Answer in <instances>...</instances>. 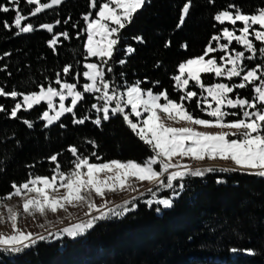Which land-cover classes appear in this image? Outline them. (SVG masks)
Segmentation results:
<instances>
[{
  "label": "trees",
  "instance_id": "16d2710c",
  "mask_svg": "<svg viewBox=\"0 0 264 264\" xmlns=\"http://www.w3.org/2000/svg\"><path fill=\"white\" fill-rule=\"evenodd\" d=\"M186 2L147 0L134 14L132 22L121 30V40L109 61L113 72L107 73L105 69V79L115 81L117 89H126L140 81L143 89L151 88L154 93L167 90L169 97L179 102L183 91L172 79L179 75V64L203 55L211 38L221 28L230 26L220 25L214 16L229 5L238 6L245 14L264 9V0H215L214 3L192 0L189 14L178 28ZM0 3L7 5V0ZM35 7L20 0L21 14L28 17L22 26L32 23L38 30L19 35L15 27L11 31L4 27L5 20L10 25L14 23L15 12L0 13V88L5 92L15 90L27 94L39 91L42 84L58 87L54 85L57 73L62 74V80L77 83L73 76L86 71L84 64L98 62L89 59L85 50L86 24L82 16L89 11L94 15L90 0H62L61 5L31 16ZM57 20L61 21L59 25ZM43 24L54 25L53 33L39 27ZM62 32H67L69 38L61 36L53 51L48 41L53 34ZM137 36H142L145 43L132 39ZM168 41L170 46L165 47ZM127 45L136 49L130 56L124 52ZM260 47L256 43V48ZM122 59L127 63L119 64ZM257 61L261 59L248 61V67H255ZM68 65L73 67L65 76L62 69ZM78 79L81 85L87 83L82 75ZM202 80L207 85L232 82L214 74H203ZM193 84L189 89L199 93L200 89ZM237 92L248 99L254 94L251 86ZM84 97L74 110L77 118L87 114L95 119L96 112L91 105L98 104L96 95L84 93ZM21 100V96L16 100L0 97V105L7 109L0 112V198L13 192V183L20 185L30 175L51 178L55 165L49 158L54 154H59L61 171L69 172L75 159L68 151L69 146L77 147L78 154L94 163L113 160L143 163L152 155L149 146L139 140L119 114L102 121L100 127L91 120L74 124L72 114H67L45 128V121L40 119L45 105L19 111L20 119L8 115ZM185 104L194 116L211 119L195 107V101ZM25 119L33 122L32 128L23 123ZM60 123L65 127L61 128ZM89 141H94L96 147ZM92 152L100 159L92 156ZM183 183L185 187L171 209L156 204L149 208L143 201L150 197L135 200L134 211L98 222L83 237L75 240L51 237L18 254L0 251V264H219L216 259L233 262L232 248L256 252L249 256L243 253L233 264H264V177L214 171L202 177H187ZM171 194L166 190L159 196L167 198ZM157 207H161V212L155 211Z\"/></svg>",
  "mask_w": 264,
  "mask_h": 264
},
{
  "label": "snow or ice",
  "instance_id": "6c2138e0",
  "mask_svg": "<svg viewBox=\"0 0 264 264\" xmlns=\"http://www.w3.org/2000/svg\"><path fill=\"white\" fill-rule=\"evenodd\" d=\"M214 2L215 0H209V3ZM26 3L27 5H36L30 13L31 16H36L45 9H53L54 6L61 5L62 0H50V2L26 0ZM146 3L147 0H99V3L98 0H90V8L95 10V13L93 15V12L89 11L82 16L86 24V28L83 29L86 33L85 50L88 57L100 58V63H86L83 67L87 71L76 73L73 76L77 83H79L78 78L81 75L90 82L83 83L82 92L76 90L77 83L62 80L61 73L56 74L54 81V85L60 86L59 90L52 84L48 86L42 84L39 86V91L27 94L18 93L15 90L5 92L3 88H0V97L10 96L13 100H16L18 96L22 97V100L17 101L8 113L13 119H20L17 115L19 111H28L34 105L41 104L42 101L46 102L48 109L43 111L40 116L41 120L46 121L45 128L59 121L65 113L72 114L74 124L82 125L86 120H91L97 127L101 126L102 121L110 120V113L113 117L119 114L132 132L149 146L152 152V155L143 163L116 160L94 163L89 162L88 157L78 154L77 147L69 146L68 151L75 157L71 161L74 167L69 172L61 171V165L57 159L59 154L52 155L49 162L55 165L53 169L55 174L51 178L30 175L29 179L20 185L13 183L11 185L13 192L3 197V200L11 199L13 196L20 197L23 201V211L29 216H34L36 213L46 215L47 212L55 214L60 210L67 211L68 206H86L88 211L85 216L88 219L71 224L57 233H49L47 237L44 235L34 236L32 233L19 230L18 214L8 208V219L15 234L7 237L0 235V251L22 253L39 241H47L49 237H55V239L67 237L75 240L87 235L100 221L123 217L129 211L135 210L136 205L132 201L138 197H133L132 200L114 207H109L107 200H104L102 206L96 205L93 197L103 199L107 193L125 190L138 191L134 187L133 181H147L155 185V190L148 189L151 198L143 201L149 208H152L153 204L160 205L163 209L173 208L175 199L180 196L185 187L182 182L185 176L202 177L208 172L215 171L213 168L192 169L190 165L181 162L184 158L195 161H203L205 158L231 160L242 171L255 170L247 171L246 174L264 177V64H257L255 67L249 68L246 63L253 61L257 53L264 56V46L257 49L254 44V41H258L264 45V9L253 14H245L238 6L229 5L228 9H235L234 12L225 9L214 16L215 21L220 25H224L225 21H228L233 27L231 29L221 28L219 33L211 38L203 55L179 64V75L172 77L177 82L176 87L183 90V94L180 95L179 102H177L169 97L167 90L154 93L151 88L143 89L140 86V81L127 86L125 91L118 92L115 81L105 79V69L107 73L113 72L109 61L112 59L114 46L121 40V30L132 22L134 14ZM191 6L192 0H187L183 5L178 28L184 24ZM10 11L15 12L14 23L10 25L5 20L4 27L6 29L11 31L15 27L18 30L17 35L38 30L32 23L22 26V21L28 17L21 14L20 0H7V5L0 3V13ZM237 22H241L243 27L237 28ZM60 23V20L56 21L57 25ZM255 25H258L259 28L253 27ZM39 27L53 33L54 25L52 24H43ZM237 32L240 35H236ZM61 36L64 39L69 38L67 32L55 33L48 41V45L53 48V51H55V46ZM97 37L99 39H96ZM132 39L139 44L145 43L142 36ZM222 39L228 43H220ZM213 41L216 42L215 47ZM233 41L243 50L230 49L229 46ZM170 43V41L166 42L165 47H169ZM183 47L186 48L187 45H183ZM217 50L224 53L219 57V63L215 56L205 59V56H209L210 53ZM135 51L136 49L131 45L124 48V52L128 56ZM5 55L9 54L5 53ZM125 63H127L126 59L119 61L121 65ZM72 67V65L65 66L62 69L63 75H69ZM185 73H187L186 76ZM201 73H214L215 77H225L227 81H233L234 77H238L239 82H216L207 85L202 82ZM190 80L194 81V88L200 89L199 93L187 87ZM257 81L258 83H256ZM155 83L159 84V81ZM249 85L252 86L251 91L254 93L251 99L242 98L239 93L235 94V98L230 95L237 88L245 89ZM84 93H100L95 99L103 100L102 104L93 103L91 105L96 112L95 119L87 114L77 118V113L74 111L78 102L85 99ZM55 97H59L58 105L54 104ZM67 97H71L69 106L65 104ZM209 97L214 102V107L213 103L209 101ZM161 99L164 103H160ZM186 101L188 104L195 101V107L213 119L194 116L186 106ZM127 106H130V112L125 111ZM226 109H239L240 111H227ZM50 111L55 114L50 115ZM0 112H7V109L0 105ZM100 113L103 115L101 116ZM145 113H147L146 117H144ZM161 114L176 123L184 121L205 129L217 128L221 131L213 133L198 131L194 127L168 126ZM133 115L136 117V122L130 119ZM228 116L240 118L226 121L225 118ZM23 123L29 128L33 127L32 121L25 119ZM59 126L65 127L63 123H60ZM223 129L234 131H223ZM230 136L236 138L229 139ZM89 143L96 147L94 141H89ZM91 155L100 159L95 152H92ZM177 157L179 159H176ZM222 171H229V169L225 168ZM177 180L181 183L174 185V181ZM60 189H64L63 195H57ZM161 189H171L172 195L167 198H158V192ZM141 195L144 194L141 193ZM3 200H0V204L3 203ZM130 204L132 207H128ZM161 210V207L155 209L157 213ZM231 252L256 254L254 249L232 248Z\"/></svg>",
  "mask_w": 264,
  "mask_h": 264
},
{
  "label": "rangeland",
  "instance_id": "374dc122",
  "mask_svg": "<svg viewBox=\"0 0 264 264\" xmlns=\"http://www.w3.org/2000/svg\"><path fill=\"white\" fill-rule=\"evenodd\" d=\"M140 9H138V10H140ZM225 24L230 25L228 27L229 29H231L233 27L231 25V23L228 22V21H225ZM113 26H115V25H113ZM236 27L237 28H242L243 24L241 22H237ZM253 27L259 28L258 25H255ZM236 35H240V33L237 32ZM249 38L252 39V37H249ZM96 39H99V37H97ZM220 43L227 44L228 42L226 40L222 39L220 41ZM256 43H260V42L254 41L255 47H256ZM213 44H214V47H215L216 46V42L214 41ZM262 46H264V45L261 44V47ZM229 48L230 49L231 48H236L237 50H243L242 47L238 46L235 41L232 42V44L229 46ZM114 49H115V46H114ZM221 55H224V53H222L219 50H217L214 53H210L209 56H205V59L207 60L210 56H215L217 58L218 63H219L220 62L219 61V57ZM246 55H248V53H246ZM88 58L89 59H97L98 62H87V63H97V64L100 63V58H98V57H88ZM259 59H261V62L257 61V64H264V56H261L260 54L258 55V53H257V56L255 57V59L253 60V62L255 60H259ZM247 64H249V63H247ZM227 66L230 67L231 65H227ZM86 71H87V69H86ZM203 74H214V73H201V80H202V75ZM186 75H187V73H185V76ZM218 78L226 79L225 77H218ZM191 82L194 83V81L190 80L189 81V85L187 86L188 88H189V86H191ZM202 82H203V80H202ZM232 82L238 83L239 82V78L238 77H234ZM232 82H227V83H232ZM87 83H90V82L87 81ZM256 83H258V81ZM80 86H82V85L80 83H77L76 90L82 92L83 89L80 88ZM250 86L251 85H249L248 87H250ZM59 87L60 86H58L56 88L59 90ZM251 88H252V86H251ZM125 90L126 89H117L118 92H123ZM239 90H242V89L237 88L235 90V92L230 94V95L233 98H235V94L238 93L237 91H239ZM89 94H95L96 96L100 95V93H89ZM205 95H207V94L205 93ZM209 101L212 102L211 101V97H209ZM58 102H59V97H55L54 98V104L58 105ZM70 103H71V97H67L66 100H65L66 106H69ZM79 103H80V101L78 102V104ZM102 103H103V100L98 101V104H102ZM160 103H164L163 99H161ZM212 103H213V107H214L215 106L214 102H212ZM43 105H45L46 106V110H48L46 102H43V101L39 105H34V107L32 109H34L36 107H39V106H43ZM112 106H114V105H112ZM32 109H30V110H32ZM30 110H28V111H30ZM226 110L227 111H240L239 109H226ZM125 111L126 112H130L131 111L130 106H127L125 108ZM54 114H55L54 112L50 111V115H54ZM67 114H71V113H65L63 116H65ZM100 115L102 116L103 114L100 113ZM146 116H147V113L144 114V117H146ZM161 116H162V119H164V122L166 123V125H168V126H172V127H194L198 131H207V132H213V133L221 131V129H217V128L205 129V128L201 127V126H194V125H191V124H189L187 122H184V121L176 123L174 120H168L166 117L163 116V114H161ZM110 117H111V113H110ZM239 118L240 117H238V116L237 117L228 116V117L225 118V120L226 121H234V120H238ZM130 119H132L134 122H136V117L134 115L131 116ZM211 119H213V118H211ZM56 122H58V121H56ZM56 122H54L53 124H55ZM45 123H46V121H45ZM52 125H50V126H52ZM223 131H234V130L223 129ZM228 138L229 139H234L236 137L230 136ZM176 159H179V158L177 157ZM181 162L184 163V164L190 165L192 169H196V168H200V169L213 168V169H215V171H222V169L226 168V169H229V171L240 172V173H244V174H246L247 171H255V170L242 171L231 160H221L219 158H217L215 160H210V159L205 158L203 161H195V160H192V159H189V158H184V160L181 161ZM233 169H235V170H233ZM247 175H250V174H247ZM187 177H190V176H185L183 178V180L185 178H187ZM178 182L181 183V181H179V180L174 181V185L176 183H178ZM133 184H134V187L138 189V191L125 190L123 192L107 193L103 199H101L100 197H95L94 196L93 197L94 202H95L96 205H101L102 206L104 204V200H107L108 201V206L109 207H114L116 205L124 204L125 201L132 200L133 197H138V199H136V200H140V199H143L145 197H150L151 198L150 193H148V189L152 188L153 190H155V185L154 184H150L147 181H144V182L133 181ZM167 190L172 192L171 189H167ZM162 191H166V190L161 189L158 192V198H160L159 195L161 194ZM63 193H64V189H60V191H59V193H57V195H63ZM141 193H143L144 195H141ZM0 200H3V198H0ZM22 205H23V201L21 200L20 197H17V196H13L11 199H8V200H3V203L0 204V235H3L5 237H7V236H11V235L15 234L14 230L12 228V224H11V222L8 219V215H9L8 214V208H11L15 213L18 214L17 224H18L19 230L24 231L26 233H32L34 236L35 235H44V236L47 237V236H49V233H57L61 229L65 228V227H68L71 224H74V223H76V222H78L80 220L88 219V217L85 216V213L88 211L86 206H81V207L68 206L67 211L60 210V211H58L55 214H52L51 212H47L46 215H40L39 213H36L34 216H29V215H26L24 213ZM129 206L130 205H128V207ZM49 238H51V237H49ZM53 238L55 239V237H53ZM241 255H243V253H233L231 255V259L234 262ZM244 255H247V254H244ZM216 261L219 264H233V262L231 263V262H227L225 260H220V259H216Z\"/></svg>",
  "mask_w": 264,
  "mask_h": 264
}]
</instances>
